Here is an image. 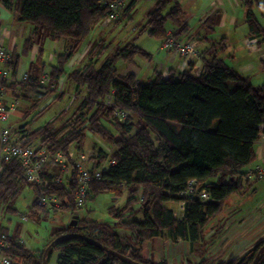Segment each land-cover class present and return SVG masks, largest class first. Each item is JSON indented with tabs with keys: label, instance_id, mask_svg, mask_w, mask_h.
<instances>
[{
	"label": "trees",
	"instance_id": "16d2710c",
	"mask_svg": "<svg viewBox=\"0 0 264 264\" xmlns=\"http://www.w3.org/2000/svg\"><path fill=\"white\" fill-rule=\"evenodd\" d=\"M140 1L145 0H0L13 20L33 27L30 37L24 41L22 55L36 46L40 57L44 40L64 39L69 45L65 53L55 57L46 85L27 76L24 81L16 80L19 58L12 56L8 66L10 79L0 85L12 99L29 104L24 110L25 117L36 110L60 78H66L76 89L86 92L72 119L59 127L55 126L56 118L45 123L28 132L29 141L38 139L40 148L68 157L71 147L82 150L87 133L99 138L113 151L109 155L99 151L93 168L106 160H113L115 164L101 180L90 183L86 201H94L99 194H108L114 200L125 196L121 207L108 208L109 222L79 218L75 226L54 232L51 241L41 250L13 245L11 253L28 264H42L43 254L46 260L53 251L58 253L56 264H166L145 259L143 244L161 237L173 242L180 239L194 251L206 225L221 213L232 195L243 193L249 184L241 178L245 168L254 162V146L264 133L261 129L264 81L259 87L253 86L249 78L230 69L218 57L226 51L224 38L211 42L199 53L202 72L198 77L191 74L192 65L176 77L170 72L166 77L154 73L146 82L136 81L131 74L119 75L115 68L117 59L131 64L137 57L148 58L144 50L133 44L115 52L99 68L94 66L95 50L91 49L88 62L82 68L66 71L67 63L93 27L107 19L108 3H126L121 12V17H125ZM240 3L245 11L248 37L263 45L264 0H240ZM182 15L178 0H156L147 16V36L163 42L169 34L166 23L170 22L175 26L172 36L180 37L187 28ZM208 21L210 18L204 23ZM199 40L209 41L206 37ZM259 65L264 78V58ZM107 100L110 105L106 104ZM114 108L128 113L124 122L119 123L112 117ZM41 113L37 111L34 118ZM21 129L25 128L16 134ZM191 181L195 182L194 193L184 196ZM76 186L73 174L66 186L53 184L40 191L28 184L20 167L10 161L2 165L0 172V204L13 201L23 188H29L35 197L29 209L33 220L39 221L54 212L37 205L41 194H55L59 200L67 201L61 210L73 214L81 208L75 209L73 204ZM198 189L207 193V200L197 197ZM166 204H182V216L175 217ZM138 214L142 216L141 221L136 220ZM0 234L7 232L0 228ZM10 238L18 239V236ZM263 244L264 241L258 243L231 261L203 259L197 264H251ZM257 264H264V254Z\"/></svg>",
	"mask_w": 264,
	"mask_h": 264
},
{
	"label": "rangeland",
	"instance_id": "374dc122",
	"mask_svg": "<svg viewBox=\"0 0 264 264\" xmlns=\"http://www.w3.org/2000/svg\"><path fill=\"white\" fill-rule=\"evenodd\" d=\"M179 1H183L184 12L182 15V20L186 24L187 28L178 38H180V40L194 41L197 38L206 37L211 42H218L221 40V38H227L229 41L230 51L220 52L219 58L223 60V62L230 69L238 73L240 72V66L247 62L256 66V68H258L260 71V75L257 74V70L255 69L249 73L242 75L244 77L249 78V81L253 86H261L263 84L264 78L262 71L258 67L256 54L254 52L247 51V47L243 46L241 43L243 35L247 33L246 26L243 27V24L240 21L236 23L235 26L227 25V21L225 23V26L220 27L218 23L219 13L218 11L213 12V10H218V8L220 7L216 5L212 6V0ZM230 4V6L226 5V8L228 10L231 9L233 16H235L236 18L243 19L245 14L244 9L240 6L235 7L233 0L230 1ZM155 5L156 0L140 1L135 5V7L127 16L121 17V11L119 14L121 18L119 17L118 20L108 21L107 25L103 23V21H105L103 20L93 27L91 33L85 39L84 42L87 43V41H89L90 44H94L92 49L93 51H95L93 54L94 57L92 61H94V63L97 62V67L104 63L106 60H109L115 54V52L121 50L128 44L134 43L137 47L141 48L142 50H150L149 52H153L150 45H153L155 43L154 39L149 38L148 36L146 37L145 35H143V37L139 40L138 38L140 37V35H142L143 32L146 31L147 16L154 9ZM123 7H126V3H123ZM206 14H211V18L210 21L204 23L201 21V18ZM21 24L26 25L31 30L33 29L31 24L29 23ZM165 28L166 30H170L174 29L175 26H173L170 22H167ZM135 41H137V43H135ZM51 43L52 41L49 40L43 41L41 45V56L37 58L35 63V65H37V69L40 70L42 67V72L47 75L49 73L50 66L55 64V60L49 62L48 54L50 52L51 54H55L56 56L61 54L58 51L59 48H57L56 51H50L52 45ZM239 47H243L241 52L239 50H236ZM262 48L264 49V44ZM232 52H234L235 55H233ZM30 58L31 54L22 55L20 52V67L18 70L19 77L22 74L21 70L23 69V67L21 66H24L26 69L29 68ZM138 60L141 62L144 61L143 58H138ZM129 65L130 64H126L122 59H117L115 61V68L117 69L119 75L124 74L125 70L129 68ZM66 71H71L68 66H66ZM150 71H148L147 69H143L142 75L139 76V80L141 82H146L149 78L146 79V77L143 76H145V73H150ZM153 73L154 72L151 71V77ZM64 79L66 80V87L63 92V98H58V95L60 94L58 92L54 93L52 91L46 97L49 100L45 98L47 100L45 104L46 106H43L41 110L45 112L39 114L35 118L34 115L36 113V110L24 117V109L18 107L14 110V113L8 117L5 126L12 132H17L20 127H25L27 129L25 130V132L29 135L27 131L31 132L35 129H38L45 123L49 122L50 118L57 119L55 120V126L57 127H59L64 121L72 119L73 114H76L78 106L73 107L68 104L69 101H67V94L69 93V91L67 85H72V83L66 78ZM51 96L54 97L49 98ZM22 103L23 101H21V104ZM23 105L29 107V104L25 102L23 103ZM37 108L38 106L34 109ZM11 134L14 136L13 133ZM38 142V139H30V144L32 146L37 147ZM70 149L71 159H78L80 154H85L89 158L92 156L90 160H88V162L93 165L97 163V155L99 151H103L108 155L111 154L113 151L110 145L106 144L99 138L92 136L90 133L86 134V143H84V146L81 151H77L73 147H71ZM48 168L54 173L59 172V170L52 164H49ZM251 184H253L251 186V190L246 188L247 190L244 189L243 193L232 195L224 204L223 209L228 205L231 207L238 206V200H240V205L242 206L244 204L250 207H253L257 204H262L264 206V181H256ZM254 189L256 190L255 192ZM34 199L35 197L31 190L29 188H23L13 201L1 203L0 228L4 229L10 236L17 235L18 240H21L24 243L23 245L27 249L41 250L51 241L54 232L61 229H65L70 225V223L72 222V211L52 210L54 212H51L47 217H41L39 221H35L29 216V209ZM124 200L125 196L114 200V198H112L108 194H99L94 201H86L82 205L78 212V216L81 220L84 219L87 221L94 220L97 222H109L110 218L108 214V208L112 206L116 208L121 207L123 205ZM180 213L181 212L179 209L175 211L177 217L180 215ZM24 217L26 219H23ZM57 255L58 253L53 251L46 258L44 264H56ZM43 258L45 259L44 254L41 260H43Z\"/></svg>",
	"mask_w": 264,
	"mask_h": 264
},
{
	"label": "crops",
	"instance_id": "0c3cea01",
	"mask_svg": "<svg viewBox=\"0 0 264 264\" xmlns=\"http://www.w3.org/2000/svg\"><path fill=\"white\" fill-rule=\"evenodd\" d=\"M230 1L231 0H228V2L227 0L211 1L212 6L216 5L220 7L218 8V10H213V12L218 11L219 13L218 14L219 26L220 27L225 26V23L227 21H228L227 25L235 26L236 23L240 21L243 24V27H245V14L243 19L236 18L235 16H233L231 9L228 10L226 8V5L228 6L231 5ZM233 2L235 7H239V6L241 7L240 0H233ZM179 3L183 10V1H179ZM209 18H211V14L210 15L206 14L202 16L201 21L205 22ZM103 23L105 25L108 24V22L106 21H103ZM174 31L175 28L167 30L168 33H172ZM31 32L32 30L29 29V27L13 20L12 14L8 10H6L0 2V36H3L4 46L9 50L12 56H16L19 58V54L20 52H22L24 41L30 37ZM143 35L147 37V30L143 32L142 35H140L138 40L141 39ZM175 39L180 42L192 41V40H180V38H175ZM199 39L201 38H197L196 40H194L198 44L199 53L213 43V42L211 43L210 40L208 42L206 41L203 42ZM224 39L226 43L225 44L226 51H230L229 41L227 38ZM241 41H242L241 42L242 45L247 47V51L254 52L256 54L257 64L261 70L259 61L264 58V49L262 48L263 45L259 46L256 44V40H250L247 33L243 35ZM135 43H137V41H135ZM161 43L162 42L155 40V43L153 45H150L153 51L152 53L149 52L150 50H144L147 53L148 58L144 59V61L142 62L139 61L138 58L134 59V63H131L129 65V68H127L124 74H122L121 76H124L126 74H131L134 76L136 81H140L139 76L142 75L143 69H147L148 71L151 70L154 73L161 74L162 77H166L169 72L176 77L178 73L184 72L187 69L188 65H192V64L194 65L196 63L198 65H201L200 63H198V61L195 58L184 60L183 58L173 55L172 53L162 49ZM51 44L52 45L50 51L52 50L56 51V49L59 48L58 51L61 54L64 53L69 47L67 41L64 39H61L57 42H52ZM133 45L135 44L133 43ZM93 46L94 44H90L89 41H87V43L83 42L81 44L77 53L67 63V66L70 68V70L80 69L88 62L87 55ZM242 48L243 47H239L236 50H239L241 52ZM232 53L233 55H235L234 52ZM30 54H31V58L29 59L30 62L29 68L26 69L24 66H21L23 67L21 73L25 74L27 77L31 79L37 78L38 81H42V79L45 78L47 79V74H44V72H42L43 68L41 67V69L39 70L36 67L37 65H35L36 60L38 58V48L36 46H33L31 51L28 53V55ZM55 57L56 55L51 54L50 52L48 54L49 62H52L55 59ZM94 66L95 68L100 67V66L97 67V62H95ZM19 67L20 66L18 61L16 80H19V75H18ZM254 69L257 70L256 71L257 74L260 75L259 69L256 68V66L252 65L251 63L247 62L242 66H240L239 74L244 75L246 73L253 71ZM151 71L150 73L149 72L145 73V76L143 77H146V79L151 78L150 75ZM47 82H44L43 85H46ZM67 86L69 91V93L67 94L68 97L67 101H69L68 104H70L73 107H77L79 105V102L86 96V92L84 89H76L73 84ZM65 87H66V80L64 78H60L57 83V86L50 88V90H52L54 93L58 92L60 94L58 95V98L59 97L63 98L64 97L63 92L65 90ZM53 97L54 96H51L49 98H53ZM46 99L39 104L38 108L36 109V112L41 111L43 106H46L45 105L46 101L49 100ZM4 102L8 105H14V110L18 107L21 109L23 108L24 110H27V108H29L26 105H23L24 102L21 104L20 100L12 99L9 96L8 92L6 94ZM53 119L54 118H50L49 122H51ZM25 130L27 129L26 128L24 130L21 129V131H25ZM11 133H13L14 136L20 135L12 131ZM85 143H86V139H85ZM254 152H255V160L253 163L249 164V166H252L254 164H264V133H262V136H260L259 141L255 144ZM68 153L69 156H71L70 155L71 149L69 150ZM48 172L49 174L54 173L50 169H48ZM257 181H262V180H257ZM254 182L256 181L249 182L246 188L251 190V186L253 185L251 183ZM255 191L256 190L254 189V192ZM165 207L171 210L174 215L175 211H177L178 209L180 210L182 204H166ZM136 220L138 221L142 220L141 214H138L136 216ZM262 241H264V206L262 204H257L253 207H250L245 204L242 206L240 205V200H238V206L231 207L228 205L224 209L222 208L221 213L206 225V227L203 229V238L200 242H198L194 251H190V246L186 241L177 239L175 242H173L167 238L161 237V238H155L152 241L144 243L142 246V256L145 259L151 260L155 263L164 261L166 264H197L203 259L209 260L211 262L212 261L227 262L242 257Z\"/></svg>",
	"mask_w": 264,
	"mask_h": 264
},
{
	"label": "built area",
	"instance_id": "2783aa9c",
	"mask_svg": "<svg viewBox=\"0 0 264 264\" xmlns=\"http://www.w3.org/2000/svg\"><path fill=\"white\" fill-rule=\"evenodd\" d=\"M107 7L109 14L105 20L106 22L117 20L124 8L123 3L120 2L108 3ZM161 48L184 60L195 58L201 64L198 44L195 41L180 42L172 36V33H169L166 40L161 43ZM11 62L12 55L4 46L3 36H0V83L9 81L10 72L8 66ZM201 72V65L192 64V75L198 77ZM25 78L26 75L21 74L18 81H24ZM44 82H47L46 78L42 79L40 84L43 85ZM6 94L4 87L0 85V172L3 164L14 161L22 170L26 182L34 188L37 187L40 191L48 189L53 184H65L66 186L71 176L75 174L77 186L74 192L73 204L75 209L82 207L86 201L90 183L101 180L115 162L106 160L98 168L94 169L93 164L88 162L92 156L89 158L85 154H80L78 159H71L70 156L66 157L61 152L50 154L44 148L32 146L25 131H21L18 136H13L5 126L8 117L14 112V105H8L4 102ZM109 103L110 100H107L106 104L110 105ZM111 114L119 123L124 122L128 115L127 112H123L118 108H114ZM261 129H264V124ZM49 164L54 165L59 170V174H49ZM241 179L243 182L264 181V164L247 166ZM194 186L195 182H189L183 195H193ZM197 197L201 200L208 199L207 193L202 189H198ZM64 203L67 204V201L59 200L55 194H41L37 198V205L49 211L61 210ZM180 212L179 217L182 216L183 206L180 208ZM175 217L177 216L175 215ZM23 219L26 218L24 217ZM15 244L23 245L24 243L18 239H11L7 234H0V264H28L24 259L11 253Z\"/></svg>",
	"mask_w": 264,
	"mask_h": 264
},
{
	"label": "water",
	"instance_id": "95a60500",
	"mask_svg": "<svg viewBox=\"0 0 264 264\" xmlns=\"http://www.w3.org/2000/svg\"><path fill=\"white\" fill-rule=\"evenodd\" d=\"M78 218H79V216H78V212L76 211V212H74L73 214H72V222L70 223V226H75L76 225V223H77V220H78ZM77 237H80V236H77ZM110 254H112V255H114V256H116V257H118V258H120V259H122V260H124V261H126V262H128V263H132L129 259H127V258H124V257H122V256H120V255H117V254H115V253H113V252H111V251H108ZM264 254V244L259 248V250L257 251V254L255 255V257H254V259H253V261H252V263L251 264H257L258 262H259V260L261 259V257H262V255ZM45 263V259L43 258V260H42V264H44ZM133 264V263H132Z\"/></svg>",
	"mask_w": 264,
	"mask_h": 264
}]
</instances>
